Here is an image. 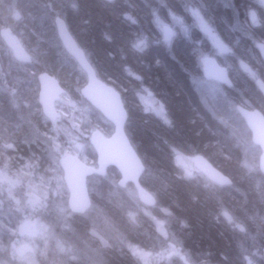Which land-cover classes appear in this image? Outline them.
Segmentation results:
<instances>
[{
    "label": "trees",
    "instance_id": "trees-1",
    "mask_svg": "<svg viewBox=\"0 0 264 264\" xmlns=\"http://www.w3.org/2000/svg\"><path fill=\"white\" fill-rule=\"evenodd\" d=\"M183 3L198 9L225 40L231 18L225 14V0H0V31L10 28L32 59L26 64L29 74H15L10 68V53L0 38V74L8 73L4 78L9 88L6 96L0 90V168L19 179V190L37 185L46 191L49 200L43 209L47 221L55 222L58 213L51 197L60 186L52 175L58 176L61 169L49 149L54 144L62 153L67 149L66 153L96 166L93 148L78 154L71 148L76 140L91 145L89 136L94 131L106 136L114 132L112 124L81 94L87 78L59 40L55 21L62 18L98 77L122 96L129 116L126 133L146 167L142 187L156 200L151 209L166 212L159 215L187 259L174 264H264V175L258 167L261 150L250 140L251 132L235 109L243 106L264 113V97L250 78L233 74V87H223L222 96L209 100L199 87L204 77L200 56H211L212 49L199 27L192 26ZM171 16L184 18L191 34H177L167 44L156 19L170 22ZM142 41H146L144 51L136 49ZM247 50L257 56V63L253 60L251 64L264 69L260 50L249 46ZM239 59L250 63L247 57ZM238 60L232 61V67H238ZM42 74L58 80L68 99L64 109L57 104L61 117L55 123L43 116L38 101ZM143 89L161 102L168 122L144 111L136 98ZM32 101L39 108L37 117L33 116L37 128L22 108V102ZM175 151L204 156L231 179L232 185L218 186L197 169L194 174H184ZM119 179L115 168H109L104 177L87 179L91 210L105 216L118 243L110 240L103 245L92 234L95 228L88 211L72 216L67 234H78L79 243L88 240L100 256V264H143L130 246L156 252L154 242L159 235L153 221L131 207L140 200L111 197ZM60 181L66 203L69 192ZM6 201L2 200L5 205ZM4 222L0 221L1 245ZM50 226L52 234L62 230ZM63 259L66 263L50 258L43 264H91L85 258Z\"/></svg>",
    "mask_w": 264,
    "mask_h": 264
},
{
    "label": "rangeland",
    "instance_id": "rangeland-1",
    "mask_svg": "<svg viewBox=\"0 0 264 264\" xmlns=\"http://www.w3.org/2000/svg\"><path fill=\"white\" fill-rule=\"evenodd\" d=\"M256 2L260 3V5L264 8V0H256ZM183 5L187 8V14L189 15L190 21L192 19V23L194 24L192 26L199 27L202 32V36L208 39L210 49H212L211 56L208 54L200 56L202 67L203 63L210 58L215 59L218 64L221 62L227 65L230 60L227 56V48L223 50L225 48V44L222 39L218 36L212 26L209 25V23L203 18V16L200 15L201 13L198 9L189 8V6H186L184 3ZM156 24L158 26L157 28H159L162 32L164 43L167 44H170L172 39L177 34H182L188 37L191 34V26H188L184 18L171 16L170 22H163L160 19H156ZM14 36L19 41L18 50L16 51H12L1 39L3 45L10 53V68L15 71V74H29L27 72L26 64L22 61V56L27 55L30 58L31 56L21 44L18 36L15 34ZM220 46L222 47V50H220ZM136 49L144 51L146 49V41L139 42V45H136ZM220 66L222 68H226L222 64H220ZM238 67L242 70L241 64L239 65L238 63ZM238 67L236 66L233 70L238 72ZM7 74L8 73L0 74V84L2 85V87L0 86V90L4 96H6L9 91L7 85L8 82H5L4 78ZM15 74H11V76L15 77ZM246 74L255 82V72L250 71ZM13 83L16 84V82ZM199 87L205 95H208L209 100L215 99L224 94V88L221 85L213 82L212 80H207L205 77H203L199 82ZM9 93H11V91ZM136 98L146 113L153 114L160 118V120L162 119L165 122H168V117L163 105L159 102L155 95L150 92V90L143 89L140 93L138 92ZM66 100L68 99L65 96H61L58 101L59 105L61 104L60 106L62 109L65 108L63 104ZM57 104L55 106L56 109ZM22 108L28 113L29 117H31L29 119L36 126V118L34 117L38 114L39 108L35 106L34 101L30 104L22 102ZM57 112L61 117L59 108L57 109ZM58 127L60 126L58 125ZM52 142L54 141L52 140ZM90 147H92V145H83L79 140H76L71 149L78 154L83 149H88ZM49 150L52 154L51 157L56 160L57 166L61 169V159L70 155L66 153L68 152L67 149L66 152L62 153L63 151H61L58 146L55 147L53 144L52 149ZM173 154L177 165L181 170H183L184 174H194V157L181 154L177 151ZM59 175L52 176L57 179V183L60 188H56L55 191H53L54 193L51 192V203L54 205L58 213L57 220L55 222H48L46 218L47 214L43 209L49 200L47 192L43 191L37 185L32 186V188L19 190V179H15L14 176L0 168V216H3V218L0 217V221H5V226L3 227V245L0 244V264H43L44 260H48L50 258L62 261L64 260V256L69 262L85 258L90 260L91 264H100V256L91 244H89L90 242L88 240L84 239L82 243H79L77 242V239L79 238L78 234H67V226L69 225L73 214L69 213V199L67 198L66 203L62 200V184L60 181H63L64 177L62 169L61 174ZM64 194L65 193L63 192V195ZM112 196L114 200L127 198H132L133 200L138 199V201L140 200L131 207L134 208L135 211H140L145 214L155 225V230L159 235L154 242V248L157 249L156 252L147 251V249H141L137 246H130L131 252L135 255V257H138L143 264H174L175 260L178 261V259L187 261L182 251L179 250L180 248L177 244L171 240L166 229V222L162 219V216L159 215L160 213L164 215L166 212L151 209L153 207H149L146 198L139 199L136 189L132 186L119 190V186L116 185L112 188L111 197ZM97 197L100 198V195H97ZM5 199L7 200V205L2 202V200ZM3 207H5L6 210H2ZM88 215L93 219L92 222L95 228L92 231V234L98 237L103 245H108L110 240H113L114 243H118L116 237L113 236L115 233L114 228L110 226L104 215L101 213L97 214V209L88 211ZM131 219H136L135 213L131 214ZM50 224L59 229L62 227L60 233L52 234V227ZM49 235L51 237H49ZM82 244L87 245L81 246Z\"/></svg>",
    "mask_w": 264,
    "mask_h": 264
},
{
    "label": "water",
    "instance_id": "water-1",
    "mask_svg": "<svg viewBox=\"0 0 264 264\" xmlns=\"http://www.w3.org/2000/svg\"><path fill=\"white\" fill-rule=\"evenodd\" d=\"M55 22L57 34L65 53L76 61L75 63L87 77V83L81 90L83 98L114 127L112 135L106 136L95 131L90 136L92 148L97 154L96 167L85 164L75 155H67L61 159V168L64 173L63 181L69 191L68 206L70 212L73 215H84L91 210L92 201H90L91 195L87 179L92 176L103 177L109 168H115L120 173L121 178L118 184L121 189L130 184L133 185V188L137 190L139 199L146 198L147 204L154 207L156 205L155 198L141 184L146 167L126 133L129 116L121 94L98 77L95 73L96 70L83 52L84 50L69 32L66 22L62 18H58ZM0 37L11 50H18L19 41L10 28L2 29ZM220 49L222 50L221 46ZM22 61L27 64L32 62L27 55L22 56ZM202 68L206 79L224 86L233 85L229 73L215 59L206 60ZM39 83L40 108H42L45 118L55 123L59 118V113L55 107L56 102L64 95L65 89L58 80L49 74L40 75ZM257 87L264 96V82L262 80L257 81ZM236 109L251 132L253 144L261 149L259 172L264 175V114L259 109L251 110L242 106H238ZM193 162L196 169L212 183L222 187L232 185L231 179L215 168L204 156H196Z\"/></svg>",
    "mask_w": 264,
    "mask_h": 264
},
{
    "label": "flooded vegetation",
    "instance_id": "flooded-vegetation-1",
    "mask_svg": "<svg viewBox=\"0 0 264 264\" xmlns=\"http://www.w3.org/2000/svg\"><path fill=\"white\" fill-rule=\"evenodd\" d=\"M246 2L248 3V7L245 6ZM225 5V14L231 16L227 23L225 40H223L225 44V48L223 50L227 48V56L230 60L227 65L225 64V69L229 73L232 80L233 74H242L243 76L251 79V77L246 74L250 71L255 72V83L259 79L263 80L261 75H264V69L260 65L256 68V66L251 64L253 60L257 63V56L253 50L248 52L247 48L249 46L250 49H259L262 53L261 59L264 62V8L260 5V3L256 2V0H239L238 2L237 0H225ZM246 15L249 18V22L246 21ZM245 21L246 24L242 23ZM244 42L246 43L245 45ZM242 46L244 47L243 51L241 50ZM235 47H238V49L240 48V51H238ZM238 57H247L250 63L240 59L238 60ZM234 59L238 60L239 65L241 64L242 70L239 71V73L233 70L234 67H232V61ZM232 87L230 86V88Z\"/></svg>",
    "mask_w": 264,
    "mask_h": 264
}]
</instances>
